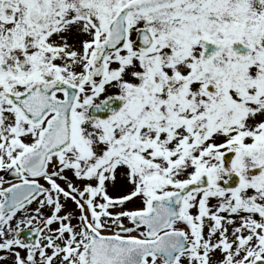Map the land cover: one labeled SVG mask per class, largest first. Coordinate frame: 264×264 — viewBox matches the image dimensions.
I'll return each mask as SVG.
<instances>
[{"label": "snow or ice", "instance_id": "1", "mask_svg": "<svg viewBox=\"0 0 264 264\" xmlns=\"http://www.w3.org/2000/svg\"><path fill=\"white\" fill-rule=\"evenodd\" d=\"M0 264H264V0H0Z\"/></svg>", "mask_w": 264, "mask_h": 264}]
</instances>
